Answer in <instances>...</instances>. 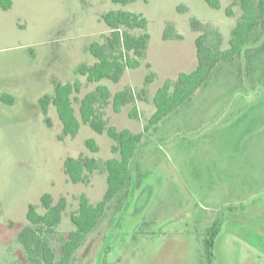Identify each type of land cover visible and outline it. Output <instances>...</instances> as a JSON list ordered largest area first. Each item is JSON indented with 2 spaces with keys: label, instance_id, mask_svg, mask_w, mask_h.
Segmentation results:
<instances>
[{
  "label": "rangeland",
  "instance_id": "obj_1",
  "mask_svg": "<svg viewBox=\"0 0 264 264\" xmlns=\"http://www.w3.org/2000/svg\"><path fill=\"white\" fill-rule=\"evenodd\" d=\"M232 1L219 0L217 8L206 0L0 4V264H33L18 234L31 226L30 205L43 212V194L53 203L66 200L60 222L51 233L43 232L57 262L75 229L70 216L79 195L97 203L106 191L104 168L73 183L64 162L118 157L112 151L115 140L83 122L74 135H65L55 107L41 109L40 99L67 82L80 84L72 98L78 118L81 98L105 85L109 98L97 101L99 118L118 130L143 133L130 162L128 192L108 203L69 264H208L204 239L216 219L221 229L212 264H264V26L256 24L238 55L219 62L184 102L144 130L155 109V91L196 68L200 33L210 32L208 41L222 50L229 47L231 30L243 14L239 0L232 14L226 13ZM109 10L141 14L147 21L143 29L120 30L145 33L146 47L138 65L116 81H89L79 68L96 61L90 44L118 52L108 44L110 30L102 18ZM124 89L133 100L114 111L113 95ZM5 94L11 102L1 98ZM133 106L137 118L129 116ZM88 139L97 151L86 145Z\"/></svg>",
  "mask_w": 264,
  "mask_h": 264
},
{
  "label": "trees",
  "instance_id": "obj_2",
  "mask_svg": "<svg viewBox=\"0 0 264 264\" xmlns=\"http://www.w3.org/2000/svg\"><path fill=\"white\" fill-rule=\"evenodd\" d=\"M112 1L126 3L131 0ZM206 2L214 8L220 6L219 0H206ZM0 4L3 8H8L11 2L10 0H0ZM232 5H234V0L226 8L228 15L232 14ZM239 5L243 14L231 30L229 47L222 50L220 46L208 41L207 37L210 32L200 33L195 40L196 68L188 73H180L174 81H164L155 91L153 96L155 109L144 126V130L148 126L157 124L184 102L192 92L207 80L219 62L238 55L242 47L255 33L256 24L261 25V27L264 26V0H239ZM102 18L110 30L108 44L111 48L118 47V52L111 54L105 46L98 42L90 44L89 50L96 57V61L89 66H80L79 72L85 75L89 81H98L102 78L116 81L126 68H133L138 65V59L143 56L147 42L145 33L132 35L121 32L120 28L143 29L147 21L141 14L122 10H109ZM192 26H197L195 21L192 22ZM215 37L220 40L217 34ZM130 52L132 57L128 56ZM151 76L152 73L147 76V79L150 80ZM79 91L80 84L77 82L55 84L53 95H46L40 99L42 111L46 113L50 104L55 107L65 135H74L80 126V122L89 124L98 132L105 131L109 137L115 140L116 144L112 146V151L117 153L118 157L103 162L83 156L69 157L65 160L64 171L73 183L84 181L86 174L104 168L106 171V191L103 198L97 203H91L84 193L79 195L78 208L70 216L75 229L69 233L68 238L62 244V254L57 262L54 260L53 250L43 232L51 233L53 227L60 222L62 211L66 208V200L61 197L56 203H53L52 197L45 193L40 199L44 209L42 213L30 205L26 218L31 226L22 229L18 234V239L23 244L27 257L33 264H69L72 255L83 243L86 235L93 231L102 219L108 203L119 192L125 190L128 192V186L131 183L130 162L141 143L143 133H133L125 128L118 130L113 125H106L105 121L99 118L96 103L100 98L104 101L109 98V91L105 85H98L94 92H88L81 98L78 107L80 117L78 118L75 115L72 98ZM7 96L6 94L2 95L1 98L11 102ZM132 100L133 94L130 90L117 91L112 98V107L114 111H119L124 103ZM129 116L138 117L135 106L129 111ZM86 145L91 151L98 149L91 139L86 141ZM220 225V220L216 219L206 229L204 245L208 264H212L213 261L212 246Z\"/></svg>",
  "mask_w": 264,
  "mask_h": 264
},
{
  "label": "crops",
  "instance_id": "obj_3",
  "mask_svg": "<svg viewBox=\"0 0 264 264\" xmlns=\"http://www.w3.org/2000/svg\"><path fill=\"white\" fill-rule=\"evenodd\" d=\"M136 152H137V150H136ZM220 229H221V226H220ZM215 239H216V237H215ZM215 239H214V243L216 242Z\"/></svg>",
  "mask_w": 264,
  "mask_h": 264
}]
</instances>
